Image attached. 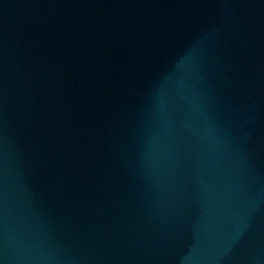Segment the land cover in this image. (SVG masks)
Instances as JSON below:
<instances>
[{"label": "water", "instance_id": "water-1", "mask_svg": "<svg viewBox=\"0 0 264 264\" xmlns=\"http://www.w3.org/2000/svg\"><path fill=\"white\" fill-rule=\"evenodd\" d=\"M0 264H264V0H0Z\"/></svg>", "mask_w": 264, "mask_h": 264}]
</instances>
